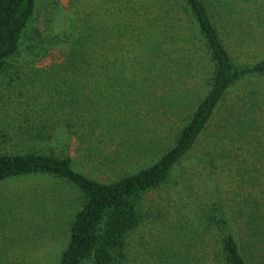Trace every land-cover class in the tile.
Here are the masks:
<instances>
[{
    "label": "trees",
    "instance_id": "trees-1",
    "mask_svg": "<svg viewBox=\"0 0 264 264\" xmlns=\"http://www.w3.org/2000/svg\"><path fill=\"white\" fill-rule=\"evenodd\" d=\"M36 2L0 0V120L12 118L0 126V182L35 175L73 190L56 264H125L145 197L179 164L180 222L155 264H264V89L226 103L237 83L264 78V58L235 50L251 32L238 0H71L52 39L66 51L45 68L20 63L51 45L24 44Z\"/></svg>",
    "mask_w": 264,
    "mask_h": 264
},
{
    "label": "rangeland",
    "instance_id": "rangeland-1",
    "mask_svg": "<svg viewBox=\"0 0 264 264\" xmlns=\"http://www.w3.org/2000/svg\"><path fill=\"white\" fill-rule=\"evenodd\" d=\"M70 3L71 0H37L36 13L26 32L24 44H31L38 50L49 46V43L52 46L50 45L43 56L38 55L27 59L21 55L20 63L23 66L27 60H29L28 65L35 68H45L61 61L66 46L55 45L52 39L58 31L66 28L67 15L69 12L72 13ZM234 3L240 16L245 20L246 28L251 30L242 38L239 49L235 50L242 60L254 63L264 58V0H249L247 3H244V0H238ZM254 17H259L260 23L254 22ZM24 44L22 51L25 53ZM260 88L264 89V78L244 79L229 90L226 103L229 104L236 97L250 90ZM15 115L19 116V114ZM11 119L9 115L3 117L0 120V126ZM16 121L23 120L18 118ZM153 126L155 125L151 127ZM262 130L264 132V125ZM159 132L160 143H162L160 146L169 145L171 131L168 125H162ZM104 149L103 155L110 151L106 147ZM72 155L79 161L80 152L75 151ZM138 156L141 157L140 154ZM153 156L155 160L159 155ZM78 165L79 171L94 179L100 181H107L109 177L114 179V176H107L103 174V171H97L92 166ZM180 173L179 164L166 184L145 197L142 222L140 228L129 238L125 264H155L152 259V250L168 234L171 237L174 236L171 228L173 224L180 222ZM60 184L54 179L35 175L0 182V264L57 263L67 242L68 225L65 222L67 217L63 215L65 207H62V204L69 203L66 209L69 215L72 200L75 199L73 190L67 186L63 188ZM58 195H67L70 199L60 197L59 202L55 201ZM197 203L199 201H195V206ZM53 208L56 210L57 217L53 215L55 211ZM195 210L197 213V208ZM56 220H59L60 226L54 224Z\"/></svg>",
    "mask_w": 264,
    "mask_h": 264
}]
</instances>
